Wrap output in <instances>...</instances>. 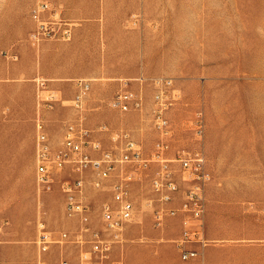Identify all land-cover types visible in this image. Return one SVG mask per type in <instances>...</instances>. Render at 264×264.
Wrapping results in <instances>:
<instances>
[{
  "label": "rangeland",
  "instance_id": "1",
  "mask_svg": "<svg viewBox=\"0 0 264 264\" xmlns=\"http://www.w3.org/2000/svg\"><path fill=\"white\" fill-rule=\"evenodd\" d=\"M41 2L48 8L39 21L52 31L33 37ZM140 75L173 79L179 98L168 115L176 146L196 145L202 114L210 242L200 264H264V0H0V264H58L75 254L69 244L43 250L39 242L41 224L56 239L77 220L65 215L57 185L43 191L36 184V119L54 147L64 123L82 117L103 146L123 128L147 152L157 138L147 114L151 87L142 86V112L110 104L124 80L138 90ZM79 79L90 88L76 110ZM100 124L107 130L98 131ZM132 196L124 264H177L178 221L155 225L145 204L149 177L133 185ZM86 198L98 225L108 196L88 183Z\"/></svg>",
  "mask_w": 264,
  "mask_h": 264
},
{
  "label": "built area",
  "instance_id": "2",
  "mask_svg": "<svg viewBox=\"0 0 264 264\" xmlns=\"http://www.w3.org/2000/svg\"><path fill=\"white\" fill-rule=\"evenodd\" d=\"M47 8L48 3L41 2L33 10L32 16L39 22L33 37L52 31L39 21L40 13ZM134 80L139 89L129 88V80H124L112 95L110 104L119 112H142L145 102L142 86L146 83L151 87V106L147 114L157 138L147 152L142 143L123 128L110 131V144L103 146L82 117L64 123L61 143L54 147L44 121L39 118L35 121L36 184L43 191H50L57 185L65 197V215L77 220L75 230L61 231L56 239L41 224L39 242L43 250L54 241L75 249L72 258L65 256L58 264H124L123 255L118 254L117 249L123 245L124 230L135 215L133 185L143 183L147 177L151 197L145 204L152 209L155 225L162 226L167 218L180 221V232L174 239L180 258L197 257L210 242L205 222L206 185L210 175L203 148L202 114L198 111L195 116L196 145L176 146L174 127L168 115V110L179 98L173 79L140 75ZM76 84L72 106L79 110L90 84L82 79ZM49 97L52 100L54 95ZM97 129L104 131L107 127L100 124ZM64 171L69 172L68 176H62ZM88 183L108 196L99 205L98 225L94 224L91 205L86 198ZM37 264L46 262L39 259Z\"/></svg>",
  "mask_w": 264,
  "mask_h": 264
},
{
  "label": "crops",
  "instance_id": "3",
  "mask_svg": "<svg viewBox=\"0 0 264 264\" xmlns=\"http://www.w3.org/2000/svg\"><path fill=\"white\" fill-rule=\"evenodd\" d=\"M176 220L178 221L179 232H180V228H181L180 221H179L178 218H176ZM121 249H122V246L117 249V253L118 254H119V252H122ZM175 250H176L177 255H178V262H177V264H200L201 259H203V257H204L206 247L199 253V255L197 257L192 258V259H188V260H182L180 258V255H179L178 250L176 248H175Z\"/></svg>",
  "mask_w": 264,
  "mask_h": 264
}]
</instances>
